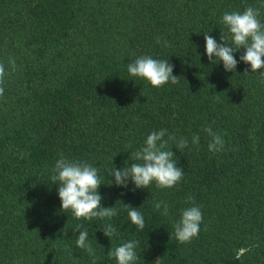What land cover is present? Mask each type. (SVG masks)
I'll list each match as a JSON object with an SVG mask.
<instances>
[{"label": "trees", "instance_id": "obj_1", "mask_svg": "<svg viewBox=\"0 0 264 264\" xmlns=\"http://www.w3.org/2000/svg\"><path fill=\"white\" fill-rule=\"evenodd\" d=\"M248 7L264 23V0H0V264H92L77 227L96 264H117L109 251L129 241H139L135 264H264V76L240 61L246 49L234 53V72L211 63L204 39L222 43L223 33L231 45L222 17ZM141 56L172 63L179 83L155 88L131 76ZM208 126L224 139L221 151H209ZM159 130L188 140L182 151L169 141L182 181L116 186L109 170L130 166L131 151ZM61 157L98 169L102 206L116 216L62 211L51 180ZM189 197L203 220L198 238L180 244L174 226ZM125 205L143 215V230Z\"/></svg>", "mask_w": 264, "mask_h": 264}, {"label": "clouds", "instance_id": "obj_2", "mask_svg": "<svg viewBox=\"0 0 264 264\" xmlns=\"http://www.w3.org/2000/svg\"><path fill=\"white\" fill-rule=\"evenodd\" d=\"M259 11L253 7L246 8L241 12H225L222 17V23L228 28L231 34V45L226 41V36L222 33L217 43L211 34H204L206 41V53L211 63L217 59L223 62L224 69L234 72L237 69L238 61L234 53L240 49H246L240 56V61L251 66L252 73L260 72L264 76V23L260 21ZM157 44L164 47H170V43L164 39L157 38ZM14 65V61H12ZM174 65L167 60H157L151 56H141L134 62L128 64L127 70L133 77L146 79L155 88H162L169 82L178 84L180 77L173 74ZM244 73H248L245 69ZM6 70L3 64H0V96L4 94V79ZM211 140L209 142V151L218 152L224 147L225 141L222 136L213 131L211 126L204 129ZM167 130L153 131L147 136L145 145L139 149L131 151L130 166L122 169L112 168L108 175L115 177L112 181L116 186L128 187L131 181L136 188H149L153 183L161 189H171L177 186L183 179L184 170L177 166L174 159L175 153L169 150V141L174 142L175 148L182 151L188 147V140L184 137L177 139L174 135H169L165 139ZM200 136L193 135L192 144L199 145ZM131 148V145H129ZM51 180L58 185V195L62 202V211L71 210L77 219L91 221L93 218L111 219L117 215L115 207L102 206V196L100 187L102 185L101 177L98 175V169L85 161L69 160L61 157L56 161ZM58 182V183H57ZM188 201L193 206L182 210L180 220L175 224V237L180 244L190 243L194 238H198L200 225L203 220L202 211L196 206L192 197ZM126 206V205H125ZM128 216L132 224L138 230H143L145 221L143 215L137 211V208L130 205ZM156 210H161L162 215L169 214V206L163 201L154 204ZM75 231L79 232L76 239V246L85 250L93 258L92 264H96L98 257L95 255L91 243L88 240L87 230H80L77 227ZM105 236L110 240L118 235L116 229L108 224L103 230ZM139 241H129L111 249L109 256L114 257L117 264H135L138 260L136 248Z\"/></svg>", "mask_w": 264, "mask_h": 264}]
</instances>
